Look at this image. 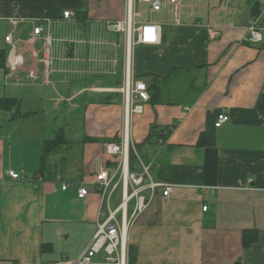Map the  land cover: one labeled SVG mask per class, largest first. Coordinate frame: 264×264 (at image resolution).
<instances>
[{
    "label": "crops",
    "instance_id": "crops-1",
    "mask_svg": "<svg viewBox=\"0 0 264 264\" xmlns=\"http://www.w3.org/2000/svg\"><path fill=\"white\" fill-rule=\"evenodd\" d=\"M154 1L134 0V20L159 25L160 42L132 44L105 24L125 16V0H0V98L16 100L0 108V264L78 257L102 205L96 173L122 164L107 152L112 142H128L155 182L175 185L169 197L157 188L127 233L136 264H264V187L254 184L264 175V39H247L253 17L264 33V0H160V10ZM49 21L47 67L34 28L45 33ZM14 55L23 63L12 72ZM128 66L149 88L148 101H135L142 113L128 115L117 89ZM221 113L230 120L216 127ZM173 124L165 144L149 140L153 125ZM132 153L127 170L141 173ZM116 181L113 208L121 172ZM83 185L90 193L80 198ZM246 231L256 236L248 247Z\"/></svg>",
    "mask_w": 264,
    "mask_h": 264
},
{
    "label": "built area",
    "instance_id": "built-area-1",
    "mask_svg": "<svg viewBox=\"0 0 264 264\" xmlns=\"http://www.w3.org/2000/svg\"><path fill=\"white\" fill-rule=\"evenodd\" d=\"M180 4V2H179ZM178 4V6H179ZM134 0H125V16L122 19H108L105 21L108 30L125 33L130 43L156 44L161 40L160 26L154 23L144 22L137 24L134 20ZM162 3L160 0L153 2L152 8L160 10ZM74 16L72 11H65L64 17L71 19ZM248 41L260 42L264 39V33L260 27L256 17H253L248 24ZM44 32L43 25H37L34 28V35L43 34L45 57L44 62L47 67L51 66L54 57L52 54L53 36L50 31V21L48 22L47 31ZM6 41L11 42V35L6 37ZM15 50V46L13 49ZM7 66L12 72H15L19 65L23 63L21 57L13 56L7 60ZM33 76V74H32ZM124 98L128 106V115L142 113L144 106L136 103V99L148 101L150 92L148 85L141 79L133 78L130 67L126 70V75L122 83L117 88ZM230 120V116L225 113L218 115L216 127L222 126ZM169 130L163 132L160 138V144L166 143V136ZM107 152L110 154L120 155L123 157L122 164L117 171L111 173L109 170L101 167L92 182L102 197V205L98 213L97 227L95 234L87 246L80 252L77 258L71 260V264H96L95 259L103 256L99 264H136L130 259L129 246L127 244V233L136 220L149 208L151 201L155 195V190L161 188L163 195L169 197L175 188L171 183L155 182L150 175L151 164L144 163L137 154L135 148H132L136 157L142 163V172L137 173L127 170L126 160L131 149L128 142L123 144L109 143ZM121 172L125 186L123 189L122 200L115 208L111 207L110 202L112 196L118 187L116 175ZM9 175L14 179H22L19 173L14 170L9 171ZM70 183H64L62 189L68 188ZM150 190L151 195L147 196L144 191ZM90 193L88 185L78 187V196L85 198ZM207 206H204V210Z\"/></svg>",
    "mask_w": 264,
    "mask_h": 264
},
{
    "label": "trees",
    "instance_id": "trees-1",
    "mask_svg": "<svg viewBox=\"0 0 264 264\" xmlns=\"http://www.w3.org/2000/svg\"><path fill=\"white\" fill-rule=\"evenodd\" d=\"M4 65V64H3ZM151 98V96H150ZM262 101H264V94L262 95ZM16 100L15 99H9V98H0V108H12V105L15 104ZM176 126V124H173L172 127H166V128H161L157 125H153L152 128H151V133H150V137H149V140L151 142H157L158 139H160L163 135V132L166 131V130H169L168 133H167V136L166 138L172 133L174 127ZM58 139H60L59 137L56 138V140H46V145H45V154L43 156L42 159L45 158V155H47L50 151L53 150L54 146L58 145ZM156 140V141H155ZM133 151L131 150L130 152V156H131V153ZM133 155V153H132ZM254 184L257 186V187H264V175L263 176H260L255 182ZM250 231H246L244 233V238H243V242H244V246L248 247L252 244V242L256 239V236L254 237H250V235L248 234ZM129 254H130V258L132 260L135 261V255H136V250L134 247H129Z\"/></svg>",
    "mask_w": 264,
    "mask_h": 264
},
{
    "label": "water",
    "instance_id": "water-1",
    "mask_svg": "<svg viewBox=\"0 0 264 264\" xmlns=\"http://www.w3.org/2000/svg\"><path fill=\"white\" fill-rule=\"evenodd\" d=\"M162 38H163V41L166 40V34H163Z\"/></svg>",
    "mask_w": 264,
    "mask_h": 264
}]
</instances>
